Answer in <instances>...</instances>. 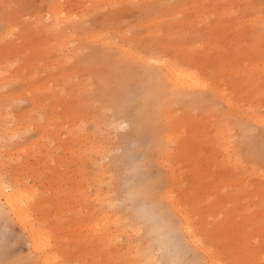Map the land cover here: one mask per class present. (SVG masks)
Here are the masks:
<instances>
[{"label":"rangeland","instance_id":"1","mask_svg":"<svg viewBox=\"0 0 264 264\" xmlns=\"http://www.w3.org/2000/svg\"><path fill=\"white\" fill-rule=\"evenodd\" d=\"M67 1L0 0V183L33 195L53 264L141 260L139 232L108 207L137 143L193 259L264 264V0ZM61 5L84 15L57 23ZM166 59L199 87L174 86ZM40 257L0 207V264Z\"/></svg>","mask_w":264,"mask_h":264},{"label":"clouds","instance_id":"2","mask_svg":"<svg viewBox=\"0 0 264 264\" xmlns=\"http://www.w3.org/2000/svg\"><path fill=\"white\" fill-rule=\"evenodd\" d=\"M108 207L128 218L142 240L138 264H203L190 247L175 212L162 196V177L153 170L152 147L139 143L113 172Z\"/></svg>","mask_w":264,"mask_h":264},{"label":"bare ground","instance_id":"3","mask_svg":"<svg viewBox=\"0 0 264 264\" xmlns=\"http://www.w3.org/2000/svg\"><path fill=\"white\" fill-rule=\"evenodd\" d=\"M70 1L71 0L67 2L70 3ZM91 1L104 2L108 0H91ZM73 5L69 7H72ZM74 7L75 6H73V9ZM70 9L71 8L66 7V5H61L59 7H56L50 12V18L57 23H64L66 25H70L78 22L81 19V17H83L84 15V9L81 8L80 10V8H77V10L75 11H72L73 9L71 10ZM47 32L49 34L57 33L56 29L52 27L48 28ZM64 36L63 37L61 36L62 40L64 41L62 42L63 44H65V41L70 39L68 35L65 34ZM187 63L188 62H182V61L178 62L177 60L170 61L166 59L163 60V62L159 63L160 64L159 68L166 74V77L169 79V81L179 90H185V91L194 90L199 87L200 78L196 73L192 74L191 72L186 70L184 66ZM1 70H0V76L2 79V77L5 76V74L3 75L4 72L3 70L2 71ZM203 85L206 87L207 86L206 82ZM222 93L225 94V91H223ZM32 196L33 195H31L30 193L24 192L22 186L18 185L17 183L16 184L0 183L1 209L7 210L8 213L12 215L15 219H17V221L25 228V230L29 234V238L33 244V248L36 251V253L41 256L40 259L42 260V262L44 264H53L54 258L51 254L52 247L49 241L48 234L41 231L39 224L32 217V211H33ZM183 218L187 219L189 222L190 217L188 215L184 216ZM106 219L108 218L106 217L105 220ZM185 231L186 233L189 234L190 237L192 236V238L195 241L202 242V239L197 238L196 231L191 224L190 225L187 224ZM113 239L114 237L111 236L110 238H108V241L109 240L111 241ZM257 254L263 256L264 250L258 248ZM210 261L211 264H222L220 261H216L213 258Z\"/></svg>","mask_w":264,"mask_h":264}]
</instances>
